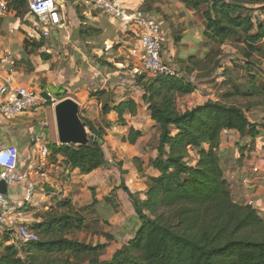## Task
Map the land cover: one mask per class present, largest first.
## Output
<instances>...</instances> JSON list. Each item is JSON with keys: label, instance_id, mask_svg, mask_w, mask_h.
<instances>
[{"label": "trees", "instance_id": "obj_1", "mask_svg": "<svg viewBox=\"0 0 264 264\" xmlns=\"http://www.w3.org/2000/svg\"><path fill=\"white\" fill-rule=\"evenodd\" d=\"M184 2L203 22L206 40L236 45L242 54L247 82L242 86L231 78L233 59L229 60L230 66L216 61L202 75L205 59L220 52V48L210 50L201 60H191L200 71L196 76H211L222 68L229 88L217 100L208 99L179 110L182 98L196 88L192 82L182 76L135 73V84L143 91L142 100L154 122L158 144L157 155L149 162L157 174L146 176L145 198L139 199L121 186L135 212L122 229V234L128 233L130 238L109 259L102 260L106 243L93 244L71 237L75 231L86 229L92 235L100 234L99 220L92 216L97 200L90 188L89 204L74 209L66 199L67 211L48 212L41 222L30 226L36 241L7 243L9 236H5L0 244V264H264V215L252 204L240 203L233 197L220 150L224 130H235L251 141L264 133V115L259 119L248 115L254 107L264 109V100L245 105L228 102L236 95L264 97V82L260 85L256 81L264 76L260 66L264 61V0ZM8 5L18 12L30 13L26 0H8ZM186 70L191 73L193 68ZM136 110L137 104L128 99L114 107L104 105L101 114L105 117L115 111L124 123V112L132 115ZM79 117L99 147L93 141L84 145L50 144L52 154H60L69 169H78L82 174L110 166L102 149L105 130ZM141 134L131 128L126 139L134 143ZM249 146H244V156H253Z\"/></svg>", "mask_w": 264, "mask_h": 264}, {"label": "crops", "instance_id": "obj_2", "mask_svg": "<svg viewBox=\"0 0 264 264\" xmlns=\"http://www.w3.org/2000/svg\"><path fill=\"white\" fill-rule=\"evenodd\" d=\"M117 1L126 8L154 13L166 35L162 52L164 60L179 67L180 76L193 83L200 71L191 60L194 57L201 60L215 43L205 39L204 25L196 11L189 8L184 0ZM57 3L62 23L51 29L47 37L42 32L44 26L31 13L18 12L8 5L7 13L0 17V66L3 49H10L16 63L12 82L35 89L40 95L34 110L11 120H5L0 114V147L15 145L19 151V168L33 167L38 151L33 138L38 134L45 136L50 152L46 167L48 178L32 176L36 191L31 202L19 208L17 221L30 227L41 222L48 212L61 213L66 199L77 207L87 205L92 200V188L96 191L97 200L92 216L99 220L101 230L100 234L90 235L99 238L93 244H107L101 257L107 260L130 238L128 233L122 234V229L135 215L131 200L121 186L139 199L145 198L146 176L157 174L149 162L157 155L158 133L142 100L143 91L135 84L137 62L129 53L136 44L132 32L109 15L87 8L78 0H57ZM227 65L231 63L228 61ZM186 68H193V71L188 73ZM213 75H217L216 89L207 82ZM213 75L197 79L203 80L201 85L210 86V90L207 88L200 92L193 83L196 88L182 98L179 110L208 99L217 100L219 94L229 88L222 72ZM4 76L0 69V84ZM221 84L225 85L224 89ZM45 94L55 96L58 102L65 98L73 99L83 120L105 130L102 145L105 158L111 161V157H115L118 162L113 160L108 167L82 174L78 169H69L60 154L53 155L50 144L61 145L55 122L56 103L46 100ZM128 99L134 100L137 110L132 115L125 111L124 123L118 120L115 111H110L105 117L101 114L104 105L114 107ZM131 128L142 132L134 143L126 139ZM248 144L253 156H244V146ZM220 150L225 178L228 180L230 173L236 175L233 182L228 180L233 197L240 203L251 200L253 207L264 215V133L251 141L250 137H241L235 130H229L221 135ZM253 165L259 168L257 174L251 170ZM243 177H249L250 184L242 185L240 179ZM5 195L12 202H21V187L7 185ZM7 235V243L15 242L13 232L0 226V244L4 243Z\"/></svg>", "mask_w": 264, "mask_h": 264}, {"label": "built area", "instance_id": "obj_3", "mask_svg": "<svg viewBox=\"0 0 264 264\" xmlns=\"http://www.w3.org/2000/svg\"><path fill=\"white\" fill-rule=\"evenodd\" d=\"M78 1L85 7L107 14L128 27L136 40L135 46L129 50L137 62L136 73L145 72L169 77L180 76L179 70L163 58L162 52L166 35L154 13L126 8L117 0ZM27 6L30 13L37 17L39 23L44 26L42 29L44 37L49 35L51 29L61 25L62 17L57 0H27ZM7 11L8 0H0V17L4 16ZM15 68L13 52L4 48L0 66V69L5 73L3 83L0 84V94L2 95L0 114L5 120H11L21 113L34 110L40 100V95L35 89L12 82L11 76L15 72ZM47 95L46 100L58 103L55 96ZM228 131L224 130L222 134H226ZM33 141L38 145L36 164L33 167L19 168V151L15 145L0 147V180H3L6 185L20 186L22 191V200L17 203L12 202L0 192V226L15 232L16 241L19 244L37 240V235L26 224H20L17 221L19 208L30 203L36 191V184L32 176L48 178L46 172L50 154L48 143L43 134L34 136ZM251 170L257 174L259 168L253 165ZM235 179L234 173L228 175L230 182ZM240 183L244 186L250 184L249 177L241 178ZM247 203L252 204V201Z\"/></svg>", "mask_w": 264, "mask_h": 264}, {"label": "rangeland", "instance_id": "obj_4", "mask_svg": "<svg viewBox=\"0 0 264 264\" xmlns=\"http://www.w3.org/2000/svg\"><path fill=\"white\" fill-rule=\"evenodd\" d=\"M252 14H255V13H252ZM212 46L213 47L210 50H217V49L220 48V52L217 55L212 54V55L208 56L205 59V68L203 69L201 74L203 75V74H206L207 72H209V70L212 69L215 66V62L216 61H218L221 64H223V66H227L228 61L230 59H233L234 60L233 64L235 65V68L234 69H230V72H229L230 76H231L232 79L233 78L237 79L238 82L241 83L242 86H243V84H245L247 82V78L248 77H247V72L245 73L246 70L243 69V66H245V65H244V61H243V58H242V54L240 53L239 49L237 50V48L235 47L236 45L233 44L232 42H227L226 41L222 45H220L219 43L215 42ZM261 65H262V63L260 64V66ZM174 67L179 69V67H177L175 65H174ZM261 67L264 69V63H263V65ZM218 72L220 73V72H223V71L221 69H217V73ZM197 74L199 75L200 73H197ZM215 77H217V75H213V77L209 79L210 81H207V82H210L209 84H211L210 85L211 87L212 86H214V87L218 86L217 85L218 82L215 80ZM198 78L199 77H197L195 75L193 83L197 87H199L200 92L205 90V89H207V88L210 90L211 87L210 86L203 87L201 85L202 82H203V80H201L202 78L200 80H197ZM261 79L264 80V76L263 75L259 76V78L256 80L260 85L263 84L262 82H264V81H261ZM214 87H212V88H214ZM220 87L224 89L225 85L221 84ZM215 89H216V87H215ZM243 90L245 91L244 87H243ZM255 100H264V97L259 96L258 98H256L254 96H252V97H247V96L243 97V96H240V95H236L232 99L228 100V102L229 103H234V104H239V105H245L248 102H252V101H255ZM261 115H264V109L261 108V107L259 108V106L258 107H254L249 112V116H251V117L252 116L261 117ZM87 131H88V129H87ZM111 159L112 160L109 161L110 163H113V160L117 161L115 157H111ZM227 165L231 166V164L229 162H227ZM90 194H91V197H92L91 191H90ZM94 194H96V191H94ZM71 206L74 207V209L77 207V206H74L72 204H71ZM65 211H67L66 207H65V209L62 212H65ZM71 237H74V238H77L80 241L89 242V243H95L96 241L99 240V238L93 237L92 235H90V231L88 229L81 230V231L77 230L71 235ZM13 238H14L15 242L17 243L15 232H13Z\"/></svg>", "mask_w": 264, "mask_h": 264}, {"label": "water", "instance_id": "obj_5", "mask_svg": "<svg viewBox=\"0 0 264 264\" xmlns=\"http://www.w3.org/2000/svg\"><path fill=\"white\" fill-rule=\"evenodd\" d=\"M44 95V94H43ZM48 98V95L45 94ZM55 122L58 141L64 145H84L93 141L96 148L98 142L94 136L89 135L86 127L79 117L78 104L71 98L60 100L54 106ZM6 183L0 180V192L6 194Z\"/></svg>", "mask_w": 264, "mask_h": 264}]
</instances>
